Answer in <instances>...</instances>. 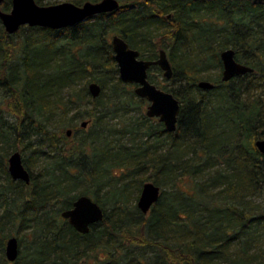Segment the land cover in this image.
<instances>
[{"label":"trees","instance_id":"trees-1","mask_svg":"<svg viewBox=\"0 0 264 264\" xmlns=\"http://www.w3.org/2000/svg\"><path fill=\"white\" fill-rule=\"evenodd\" d=\"M119 3L113 12L61 29L24 25L8 34L0 24V86L10 118L0 116V195H11V202L4 196L7 206L0 213V264H264L254 239L264 227V155L254 145L264 138V0ZM10 4L4 0L0 8ZM113 34L144 59L167 49L173 75L162 89L180 103L174 132L142 114L141 121L132 119L117 130L128 140L119 134L107 141L108 119L119 109L122 92L136 97L118 76ZM225 48H233L236 60L253 71L223 82L219 53ZM209 66L218 68L217 76L205 74ZM200 79L213 88L199 89ZM92 81L101 87L96 98L87 88ZM62 88L70 89L65 101ZM84 102L91 106L73 117L86 120L85 128L74 127L70 137L64 124L58 135L47 129L45 122L53 118L63 123V107ZM144 103L139 97L134 104ZM157 144L167 149L150 150ZM9 148L21 151L29 184L9 176ZM188 150L197 158L185 157ZM27 151L42 157L36 172L29 170ZM215 166L208 179L194 181ZM113 167L119 174H111ZM146 181L160 187V196L142 214L136 201ZM252 194L261 195V203L254 204ZM78 195L90 196L104 212L86 234L60 215ZM10 220L32 230L29 254L19 248L14 262L4 255L8 237L2 231ZM253 245L260 252H252Z\"/></svg>","mask_w":264,"mask_h":264},{"label":"water","instance_id":"water-1","mask_svg":"<svg viewBox=\"0 0 264 264\" xmlns=\"http://www.w3.org/2000/svg\"><path fill=\"white\" fill-rule=\"evenodd\" d=\"M4 0H0V4ZM120 7L119 0H87L81 4L71 1H61L55 4L39 5L35 0H11L9 10L0 8V23L8 34H14L21 26L42 27L48 29H61L72 27L89 18L103 13H110ZM110 45L113 57L118 69L120 80L134 85V93L145 99L148 103L145 114L149 118L156 117L164 125L167 132H174L180 112L179 100L169 91L159 88L148 79V69L155 65L162 71L164 78L171 79L173 70L164 48L157 53L154 60L144 59L140 52L130 47L126 40L119 34L110 37ZM222 65L221 80L227 82L230 79L251 73L253 68L235 59V50L225 48L219 53ZM202 90L212 89L214 84L206 79L196 83ZM92 98L99 96L101 87L97 82L87 85ZM87 121L79 122L81 128H85ZM66 136L70 137L72 130H66ZM256 149L264 155V138L254 141ZM7 172L12 180H19L25 184L30 183V173L22 161L20 151L14 150L7 156ZM160 196V187L152 181L142 184L136 206L142 214H147L152 205ZM61 217L81 234L89 232L92 224L102 220L104 212L102 207L88 195H78L72 202V206L60 213ZM19 254L18 239L9 236L5 241L4 255L8 262H14Z\"/></svg>","mask_w":264,"mask_h":264},{"label":"rangeland","instance_id":"rangeland-1","mask_svg":"<svg viewBox=\"0 0 264 264\" xmlns=\"http://www.w3.org/2000/svg\"><path fill=\"white\" fill-rule=\"evenodd\" d=\"M61 1H66V0H61ZM10 7H11V4L9 5V8ZM22 35H24V33H20L19 35H14L13 39L14 40H20V36H22ZM217 72H218V68L209 66L208 70L205 72V74L210 75L211 77H214V76H217V74H218ZM148 79L153 84L158 86L159 88L169 87L170 83H171L170 79L164 78V76L162 74V71L158 70L156 68H150L148 70ZM82 81L83 80H78V82H77L78 85L76 86L77 88L81 87ZM113 82H115L114 79L112 80L111 83H113ZM125 84H127V83H125ZM127 85H129L127 87V89H130L131 91H133L134 85L133 84H127ZM69 90L70 89H68V88H62L61 89L60 94H61V97H62L63 101H65L67 99ZM108 92L109 91L107 90L106 93H108ZM137 98H139L137 95H136L135 98H131L129 91L122 92L121 102H120V104H118V108L119 109L114 112L113 117L108 119L109 127H111L112 129L110 128L109 135L107 137V141H110L112 139L113 135H114L113 138H116L117 136H119V134H120V137H121V141L128 140V138L130 137L128 134L124 135L122 133H119L117 130L123 129L124 125L128 126L129 123H127V121H130L132 119H136L137 121H139V120L141 121L142 114L145 115L146 106H147L148 102L145 100V103L143 104V106L139 107V106L134 104L137 101ZM130 100L132 101V103L129 106L131 108L128 111H126L123 108V105L130 103L129 102ZM90 106H91V104H89V103L86 104L85 102H84V104H69V105L63 107V108H65V114H64V117H63V123L60 122L59 120H57V118H53L52 120H49L48 122H45V125H46L48 130H50V131H52L53 133H56V134L58 133V130H59V127H60L59 126L60 123L64 124L63 125V126H65V127H63L64 131H65L66 127H72V128L77 127L79 122H80V119H75L73 117V115H75L77 112L84 111L86 108H89ZM0 116L2 118L10 119L9 118L8 106H7L6 92L1 86H0ZM152 119H154L152 121V124L153 125L156 124L155 122H157L158 119L156 117H153ZM137 136L140 138L141 134L138 133L135 137H137ZM158 136H160V138H159L160 140L164 138V134H162V133L158 134ZM144 139H146V138H145L144 135H142L141 140L143 141ZM149 142H152V140H149ZM0 148H1V142H0ZM153 149H157V151L166 150L167 146L166 145L157 144V146H154V148L153 147L150 148V150H153ZM8 150H9V153H10L13 149L9 148ZM18 151H20V150L18 149ZM3 153L4 152L2 150H0V154H3ZM9 153L7 154V156L9 155ZM25 155L30 156V159H29L30 168H29V170H31L32 172H36V170H39L40 167L43 165L42 157L36 155V153H31L30 151H27L25 153ZM7 156L4 159L5 161L7 159ZM184 156L185 157H190V158H193V157L197 158L194 155V153L191 152L190 150H188L185 153ZM214 168H216V166L213 167V168H206L204 170V172H202V173H200L198 175V177H195L194 181L200 183L201 181H204V180L208 179L209 174H211V172H212V170ZM110 172H111L112 175H114L116 173L119 174L118 168H116V167L111 168ZM140 176L145 177L144 175H140ZM184 183L190 184L191 182H189L188 179H185ZM2 185H5V176H4L3 173H0V189H1ZM182 190H184V189H182ZM184 191L189 193V190H184ZM211 191L214 192V190H211ZM4 196L7 197V202H11V200H10V196L11 195L10 194H7V196L6 195H4ZM4 196L0 195V213H2L4 208H5V206H7V202L3 201L5 199ZM249 199L254 204H259V203H261L262 196L259 195V194H252L251 197H249ZM26 216L29 217L30 214L27 213ZM16 221L17 220H15V221H12V220L6 221L5 224H4L2 233L4 235H6V237H9V236H12V235L16 236L17 239L19 237H21L22 240H21L20 249L25 254H29V252L31 250V247H32L31 244H30L31 240H32V236H31L32 235V233H31L32 230H31L30 226H27V228H26V226L25 227L24 226L23 227H19L17 225ZM254 239L256 240V244H259L258 245L259 249H260L261 253L263 254L264 253V227H260V233L255 234ZM231 249H233V246L230 247V250ZM251 251L252 252H257L259 250L257 249V247L255 245H253Z\"/></svg>","mask_w":264,"mask_h":264},{"label":"bare ground","instance_id":"bare-ground-1","mask_svg":"<svg viewBox=\"0 0 264 264\" xmlns=\"http://www.w3.org/2000/svg\"><path fill=\"white\" fill-rule=\"evenodd\" d=\"M90 1H91V0H90ZM97 1H98V0H97ZM160 49H161V48H160ZM160 49H158V51H159ZM164 49H165V48H164ZM165 51H166V53H168L166 49H165ZM157 53H158V52H157ZM167 56H168V54H167ZM168 59H169V58H168ZM219 59H220V58H219ZM235 59H236V58H235ZM153 60H154V59H153ZM169 61H170V60H169ZM170 63H171V62H170ZM243 64H244V63H243ZM149 69H150V68H149ZM149 69H148V70H149ZM221 70H222V69H221ZM200 80H201V79H200ZM198 81H199V80H198ZM198 81H197V82H198ZM197 82H196V83H197ZM199 89H200V88H199ZM201 90H202V89H201ZM80 121H82V120H80ZM85 121H86V120H85ZM86 126H87V125H86ZM78 127L81 128V127L79 126V124H78ZM68 128H70V129L72 130V133H71V135H72V134H73V128H72V127H66L65 132H66V130H67ZM65 134H66V133H65ZM11 152H12V151H11ZM11 152H10V153H11ZM138 196H139V195H138ZM19 248H20V247H19Z\"/></svg>","mask_w":264,"mask_h":264},{"label":"flooded vegetation","instance_id":"flooded-vegetation-1","mask_svg":"<svg viewBox=\"0 0 264 264\" xmlns=\"http://www.w3.org/2000/svg\"><path fill=\"white\" fill-rule=\"evenodd\" d=\"M21 153V152H20ZM22 155V154H21Z\"/></svg>","mask_w":264,"mask_h":264}]
</instances>
